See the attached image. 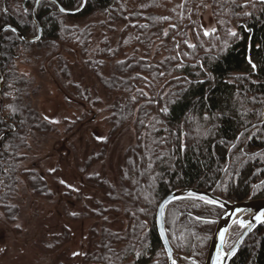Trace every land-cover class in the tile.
Instances as JSON below:
<instances>
[{
  "label": "trees",
  "instance_id": "trees-1",
  "mask_svg": "<svg viewBox=\"0 0 264 264\" xmlns=\"http://www.w3.org/2000/svg\"><path fill=\"white\" fill-rule=\"evenodd\" d=\"M59 1L69 10L81 2ZM34 2L6 0L5 8L1 2L0 27L14 24L34 37ZM205 5L216 24V31L208 34L199 21ZM98 14L107 17L110 24L100 26L110 33L118 26L114 46L102 36L92 48L95 25L84 21ZM38 18L39 41H21L12 30L0 37V216L14 220L21 178L33 194L50 196L43 177L21 167V151L31 136L50 125L29 103V83L16 62L29 48L52 50L58 45L74 47L102 86L118 91L111 108L112 135L130 122L135 132L118 169L119 186L90 177L124 218L119 231L102 229L88 259L92 264H169L156 211L176 189L194 187L234 201L264 198V0H87L76 15L60 14L44 0ZM66 19L82 26L67 25ZM159 43L165 55L155 62L129 54ZM106 66L114 68L108 78L101 74ZM76 94L91 103L88 94L82 96L78 89ZM99 206L95 216L111 210ZM222 212L197 198L169 204L167 235L184 264H203ZM229 264H264V223L248 235Z\"/></svg>",
  "mask_w": 264,
  "mask_h": 264
},
{
  "label": "rangeland",
  "instance_id": "rangeland-1",
  "mask_svg": "<svg viewBox=\"0 0 264 264\" xmlns=\"http://www.w3.org/2000/svg\"><path fill=\"white\" fill-rule=\"evenodd\" d=\"M199 21L205 32L216 31L209 5L200 11ZM85 22L95 25L93 49L102 36L114 46L112 40L116 41L118 26L115 25L113 33L105 26L103 29L102 22L110 24L105 15H95ZM65 24L80 25L71 19H66ZM29 50L17 60L16 69L28 80L29 103L49 123L50 129L31 136L28 147L21 151L24 156L21 167L41 175L50 196L33 194L25 178L20 179L13 201L17 206L14 220L0 216V264H92L88 259L96 251L102 229L109 228L115 233L122 228L124 218L114 212L106 193L90 177L96 175L119 186L118 169L126 148L134 141L133 125L126 123L112 135L111 108L118 91L106 90L74 47L58 45L52 50L40 47ZM129 54L152 62L165 55L160 43L148 51L140 49ZM112 70L106 66L101 74L108 78ZM75 84L82 96L88 94L89 101L96 104L81 101L77 89L72 88ZM102 152V158L94 159ZM90 158L94 161L88 162ZM99 204L111 210L95 216ZM240 229L244 230L233 225L227 249L232 237L234 244Z\"/></svg>",
  "mask_w": 264,
  "mask_h": 264
},
{
  "label": "water",
  "instance_id": "water-1",
  "mask_svg": "<svg viewBox=\"0 0 264 264\" xmlns=\"http://www.w3.org/2000/svg\"><path fill=\"white\" fill-rule=\"evenodd\" d=\"M5 1L2 0V5L5 8ZM44 0H35L32 9V18L37 28V34L34 37H28L22 33V31L14 24H5L0 27V37L7 31L12 30L19 40L24 42L35 43L41 39L42 25L38 18V7ZM56 6V11L63 15H76L79 14L85 7L87 0H81L80 5L74 9L69 10L65 8L59 0H47ZM63 9V11H62ZM4 85V78L0 71V98L1 91ZM203 197L204 199H201ZM183 198H197L206 203L208 201H214L215 203H209L218 206L223 209L220 217L217 220L214 232L211 236L209 246L203 261V264H214L217 259L218 264H229L231 259L236 255L242 244L248 237V235L254 231L260 224L264 223V217L257 219L264 213V198L260 199H245L242 201L227 200L220 196L213 194L211 191L202 190L194 187L179 188L168 195H166L158 205L156 211V225L157 230L162 241L164 250L167 254L169 264H178L183 262L184 256L177 252L171 245L166 225H165V213L169 204L176 200ZM243 221V225H241ZM239 225L244 228L242 234L238 237L235 243L227 249V241L230 235L233 225ZM223 233V237L221 236Z\"/></svg>",
  "mask_w": 264,
  "mask_h": 264
},
{
  "label": "snow or ice",
  "instance_id": "snow-or-ice-1",
  "mask_svg": "<svg viewBox=\"0 0 264 264\" xmlns=\"http://www.w3.org/2000/svg\"><path fill=\"white\" fill-rule=\"evenodd\" d=\"M63 11V9H62ZM205 34H208V33H205ZM232 35H235V33H232ZM253 67H255V65H253ZM63 183V181H61ZM201 199H204L203 197H200ZM209 203H215L214 201H208ZM262 217H264V213L261 214V216H258L257 219H261ZM241 225H243V221L240 222ZM221 236L223 237V233H221ZM75 255V253H74Z\"/></svg>",
  "mask_w": 264,
  "mask_h": 264
},
{
  "label": "bare ground",
  "instance_id": "bare-ground-1",
  "mask_svg": "<svg viewBox=\"0 0 264 264\" xmlns=\"http://www.w3.org/2000/svg\"><path fill=\"white\" fill-rule=\"evenodd\" d=\"M219 263V261L216 259L215 261H214V264H218Z\"/></svg>",
  "mask_w": 264,
  "mask_h": 264
},
{
  "label": "flooded vegetation",
  "instance_id": "flooded-vegetation-1",
  "mask_svg": "<svg viewBox=\"0 0 264 264\" xmlns=\"http://www.w3.org/2000/svg\"><path fill=\"white\" fill-rule=\"evenodd\" d=\"M36 36V35H35ZM244 231V230H243Z\"/></svg>",
  "mask_w": 264,
  "mask_h": 264
}]
</instances>
